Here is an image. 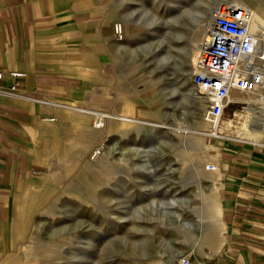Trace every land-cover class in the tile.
<instances>
[{"label":"rangeland","instance_id":"374dc122","mask_svg":"<svg viewBox=\"0 0 264 264\" xmlns=\"http://www.w3.org/2000/svg\"><path fill=\"white\" fill-rule=\"evenodd\" d=\"M241 2L264 11V0ZM99 4L123 33L114 31L111 64L76 112L105 124L90 138L64 114L75 124L56 135L62 157L53 158L60 141L50 142L44 169L20 188L14 238L0 264H175L191 246L199 255L190 256L209 264L220 196L207 166L216 165L223 139L264 143L244 127V93L234 94L214 136L208 101L193 83L200 44L194 58L190 47L213 25L215 8L207 0Z\"/></svg>","mask_w":264,"mask_h":264},{"label":"crops","instance_id":"0c3cea01","mask_svg":"<svg viewBox=\"0 0 264 264\" xmlns=\"http://www.w3.org/2000/svg\"><path fill=\"white\" fill-rule=\"evenodd\" d=\"M99 2L0 0V255L14 238L18 192L44 169L50 142L60 141L53 158L62 157L63 140L56 135L75 124L64 114L90 138L101 131L92 115L76 112L111 64L114 29ZM235 93L240 92L231 94L230 104H236ZM244 101L247 134L264 141V102L254 93H244ZM220 121L213 129L217 137ZM226 141L210 177L211 184L218 179L220 201L213 205L216 237L205 247L216 248L209 264H264V143ZM28 202L25 216L34 206Z\"/></svg>","mask_w":264,"mask_h":264},{"label":"built area","instance_id":"2783aa9c","mask_svg":"<svg viewBox=\"0 0 264 264\" xmlns=\"http://www.w3.org/2000/svg\"><path fill=\"white\" fill-rule=\"evenodd\" d=\"M254 13L242 4L220 3L198 53L193 83L207 99V118L218 121L233 91L254 93L264 102V41L252 31ZM114 31L121 37V25ZM13 76L23 73L11 71ZM2 72L0 71V78ZM175 264H202L181 254Z\"/></svg>","mask_w":264,"mask_h":264},{"label":"bare ground","instance_id":"6f19581e","mask_svg":"<svg viewBox=\"0 0 264 264\" xmlns=\"http://www.w3.org/2000/svg\"><path fill=\"white\" fill-rule=\"evenodd\" d=\"M237 1H238L237 4H242L241 0H237ZM207 2H209L210 5L214 6L215 9H216V6L221 3L220 0H207ZM263 17H264V11L261 9H256V11L254 13V21L252 23V31L255 33V35L258 37V39L261 40V48L263 47L262 41H264V37H260V35L258 33H259V31L261 32V30H263V28H264ZM117 27H120V24H117ZM210 27H212V24H211V21L209 20L208 25H204V28L198 31V36L195 38V44L192 47H190L191 55L193 58H194V56H196V50H197L196 47L198 46V43L200 44L199 45V49H200L201 44L205 40L207 31ZM122 33H123V27L121 25V34ZM194 69H195V67L193 66L192 70L194 71ZM233 92H239V91H233ZM240 93H248V92H240ZM104 124H105L104 119L99 117V119L96 120V123H94L93 127H95L96 129H100L104 126ZM214 168L215 167L213 165L208 167V169H211V170H213ZM182 254H187V255L189 254L188 256L195 260L198 258H194L190 255H193V254L199 255V251L197 249H195L193 246H191V247H189L187 252L183 251ZM198 261H200L202 264H204L201 260H198Z\"/></svg>","mask_w":264,"mask_h":264}]
</instances>
